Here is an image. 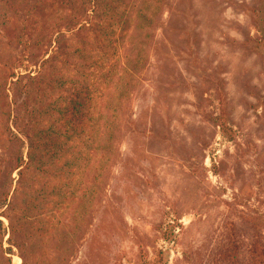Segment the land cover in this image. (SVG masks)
<instances>
[{"label":"rangeland","instance_id":"rangeland-1","mask_svg":"<svg viewBox=\"0 0 264 264\" xmlns=\"http://www.w3.org/2000/svg\"><path fill=\"white\" fill-rule=\"evenodd\" d=\"M2 5L5 84L3 67L19 64L22 47L8 43ZM128 5L118 55L103 62L95 53L88 70L115 68L96 99L116 120L114 149L104 170L85 178L99 174L90 204L81 209L78 192L66 200L69 243L37 244L43 264H141L142 249L147 260L164 251L166 264H253L251 247L264 245V44L254 45L264 33L253 11L260 7L264 20V0ZM141 10L154 25L143 27ZM18 253L13 247V264L22 262Z\"/></svg>","mask_w":264,"mask_h":264},{"label":"trees","instance_id":"trees-1","mask_svg":"<svg viewBox=\"0 0 264 264\" xmlns=\"http://www.w3.org/2000/svg\"><path fill=\"white\" fill-rule=\"evenodd\" d=\"M1 1L8 43L14 39L22 51L19 64L3 67L5 84L0 80V264H13V247L20 264H43L37 244L52 241L59 249V241L69 243L66 200L78 192L85 209L99 181L98 174L88 184L87 174L100 173L111 158L116 120L104 118L96 99L104 94L100 81L111 86L115 68L102 75L88 70L98 64L95 53L103 62L118 55L131 14L128 0ZM260 10L253 11L259 34ZM139 14L143 27L154 25L144 10ZM263 44L259 37L254 45L259 50ZM124 95L121 89L114 111ZM257 240L250 256L253 264H264V245ZM158 253L147 260L142 249L141 264H166L164 251Z\"/></svg>","mask_w":264,"mask_h":264}]
</instances>
